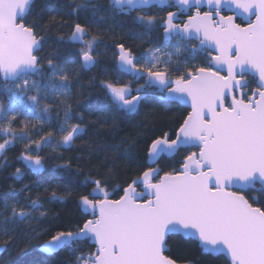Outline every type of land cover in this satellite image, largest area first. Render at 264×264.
<instances>
[{"label":"snow or ice","instance_id":"obj_1","mask_svg":"<svg viewBox=\"0 0 264 264\" xmlns=\"http://www.w3.org/2000/svg\"><path fill=\"white\" fill-rule=\"evenodd\" d=\"M35 4L0 0V158L5 161L0 167L7 166L6 154L17 144L23 145L17 157L23 167L12 174L16 180L26 172L42 173L50 160L62 162L44 180L46 201L37 193L0 213V251L21 238L47 235L39 251L70 258L55 264H199L178 261L170 248L176 241L224 264H264V0H109L108 18L136 13L127 38L146 46L137 53L116 42L112 74L106 68L104 78L90 82L99 92L86 105L75 99L76 69H69L58 51L40 55L56 16L39 34L37 25L28 23ZM101 11L93 0H72L66 12L75 18L71 30L67 39L59 35L54 41L58 47L79 46L74 62L80 71L100 66L102 34L92 25L106 22ZM237 17L247 23H237ZM156 30L160 40L145 39ZM109 32L115 39L114 29ZM198 58L204 62L196 63ZM153 98L165 108L190 110L147 142L139 163L136 140L81 145L87 159L77 164V177L98 161L82 181L90 191L79 196V219L53 230L59 216L50 218L45 203H65L72 194L50 185L72 167L63 153L90 129L98 135L115 131L118 117L139 115ZM85 111L95 119L86 123ZM121 161L140 170L120 180ZM165 161L176 166L162 167Z\"/></svg>","mask_w":264,"mask_h":264},{"label":"trees","instance_id":"obj_2","mask_svg":"<svg viewBox=\"0 0 264 264\" xmlns=\"http://www.w3.org/2000/svg\"><path fill=\"white\" fill-rule=\"evenodd\" d=\"M71 2L72 0H37L33 15L28 17V23L36 24L37 32L39 34H44L45 26L51 25L53 23L51 18L56 16L55 26L49 28V39L40 55L47 57L50 53L55 54L58 51L59 55L66 63V66L69 69H76L74 82L75 80H78L79 83L73 90L76 94L75 99L79 100L81 104L86 105L89 103V100L94 99L99 92L98 88H94L90 82L93 79L98 82L100 79L104 78L103 73L106 68L109 70V75L112 74L111 69L114 65L113 52L115 51L114 44L116 42L126 43L133 47L137 53H139L146 45H142L138 41L127 38L128 34L135 30L132 24V18L136 15L135 12L130 16L121 14L114 18H108L112 16L108 11L109 0H93L94 3L102 7V11L99 15L104 16L107 13L106 22L99 24L94 23L92 25L94 32L102 34L100 47L98 48L100 66L90 71H80L78 65L74 62L77 60L76 52L79 46L60 45L58 47L54 43L59 35H63L65 36V39H67V35L71 30V25L75 18L66 15L67 6ZM77 2H85V0H77ZM61 7L64 8V13L57 15V10ZM153 11L158 15H165L162 11ZM87 15L91 16V13H88ZM79 19L80 22H83L84 16L81 15ZM96 19H99V16H97ZM63 21H67V23L64 24ZM110 28L115 31V39L113 38L112 33L109 32ZM121 37H124V39H121ZM161 37L162 32L156 30L152 32L150 37H146L145 39H151L153 42H156L160 40ZM105 45H107V47H105ZM203 62L202 58H198L196 61V63ZM187 111L188 109L182 106L165 108L162 102L153 98L141 108L139 115H134L130 119L118 117V128L115 131H111L110 129L104 130L102 134L98 135L96 129H90L88 136H85L83 140H78L71 150H66L63 153L64 161H70L72 165L68 170V173L64 176H57L50 181L52 188L59 186L57 191L60 192V194L64 193L65 188L69 189L72 193L65 203H45L44 206L49 210L50 218L57 215L59 216V219L53 220L51 228L53 230L58 228L70 218L79 219L78 210L76 208L79 196L87 195L90 191V188L82 186V181L84 180L85 175L88 174L89 168L98 165V161L92 160L91 165L84 166L83 174L77 177V164L83 165L84 160L87 159L86 150L84 152L80 151L81 145L88 142L92 144L93 147H96L105 143L118 144L121 140H128L129 143H131L132 140H136V152L134 155L139 163L145 156L147 142L154 135H159L161 129H172L174 125L183 118ZM84 115L86 123L89 120L95 119V115H89L87 111H85ZM45 131H47V129ZM34 138H38V136H34ZM22 149L23 145L17 144L13 149L8 151L6 154L7 166L0 167V213L3 212L6 205H11L16 201L24 202L27 197H34L37 193L41 194L42 200L46 201L50 192L44 193V187L48 186L44 183V180L50 176L53 165L62 162L55 159L50 160L42 173L33 174L26 172L21 180H16L13 178L12 174L15 172L16 168L23 167L22 163L17 159ZM50 154L51 151L48 149L43 153L45 156ZM182 156L183 153H181L176 159H180ZM4 163L5 161L3 158H0V165ZM165 163H167L169 167L176 166L175 161L162 162L161 166H165ZM119 169L120 180H123L129 174L140 170L138 164H132L128 161H121ZM25 184L30 186V191L21 193L19 190ZM12 188L16 189L15 194L10 191ZM45 224H47V222H45ZM43 227L44 226H41V230H43ZM45 239H47V235L31 241L21 238L16 246L11 247L8 251L4 252L0 257V264H44L46 260L50 261L51 264H55V261L65 262L70 259L66 253H61L54 258L46 257L45 254L39 251V248ZM170 248L171 254L175 256L178 261L191 259L198 260L199 264H224L223 259L201 255L194 245H180L178 242L173 241L170 242Z\"/></svg>","mask_w":264,"mask_h":264},{"label":"water","instance_id":"obj_3","mask_svg":"<svg viewBox=\"0 0 264 264\" xmlns=\"http://www.w3.org/2000/svg\"><path fill=\"white\" fill-rule=\"evenodd\" d=\"M229 14H231V13H229ZM181 19H184V18H181ZM237 20L240 21V23H241L242 26L247 23V21L245 19H243L242 17H237L236 22H237ZM222 74H226V73L222 72ZM181 106L187 108L188 110H190L189 107H188V105H181ZM4 252L5 251H0V257L4 254Z\"/></svg>","mask_w":264,"mask_h":264},{"label":"flooded vegetation","instance_id":"obj_4","mask_svg":"<svg viewBox=\"0 0 264 264\" xmlns=\"http://www.w3.org/2000/svg\"><path fill=\"white\" fill-rule=\"evenodd\" d=\"M237 22L240 23L239 20H237Z\"/></svg>","mask_w":264,"mask_h":264},{"label":"rangeland","instance_id":"obj_5","mask_svg":"<svg viewBox=\"0 0 264 264\" xmlns=\"http://www.w3.org/2000/svg\"><path fill=\"white\" fill-rule=\"evenodd\" d=\"M182 18H184L185 19V17H182ZM222 74V73H221Z\"/></svg>","mask_w":264,"mask_h":264}]
</instances>
